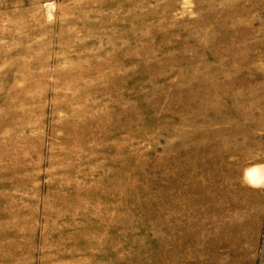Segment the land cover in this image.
Returning a JSON list of instances; mask_svg holds the SVG:
<instances>
[{
    "label": "rangeland",
    "instance_id": "obj_1",
    "mask_svg": "<svg viewBox=\"0 0 264 264\" xmlns=\"http://www.w3.org/2000/svg\"><path fill=\"white\" fill-rule=\"evenodd\" d=\"M0 264H264V0H0Z\"/></svg>",
    "mask_w": 264,
    "mask_h": 264
},
{
    "label": "bare ground",
    "instance_id": "obj_2",
    "mask_svg": "<svg viewBox=\"0 0 264 264\" xmlns=\"http://www.w3.org/2000/svg\"><path fill=\"white\" fill-rule=\"evenodd\" d=\"M262 172V171H261ZM258 170H250L248 173H247V178L255 183V184H258V183H261L262 180H263V176H262V173Z\"/></svg>",
    "mask_w": 264,
    "mask_h": 264
}]
</instances>
